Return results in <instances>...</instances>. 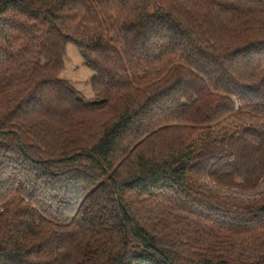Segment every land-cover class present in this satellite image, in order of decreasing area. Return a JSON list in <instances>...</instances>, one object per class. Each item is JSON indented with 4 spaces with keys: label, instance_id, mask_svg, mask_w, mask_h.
Wrapping results in <instances>:
<instances>
[{
    "label": "trees",
    "instance_id": "trees-1",
    "mask_svg": "<svg viewBox=\"0 0 264 264\" xmlns=\"http://www.w3.org/2000/svg\"><path fill=\"white\" fill-rule=\"evenodd\" d=\"M263 187L264 0H0V264H264Z\"/></svg>",
    "mask_w": 264,
    "mask_h": 264
},
{
    "label": "rangeland",
    "instance_id": "rangeland-1",
    "mask_svg": "<svg viewBox=\"0 0 264 264\" xmlns=\"http://www.w3.org/2000/svg\"><path fill=\"white\" fill-rule=\"evenodd\" d=\"M93 76V72L85 65L79 48L72 43L69 44L65 58V69L61 77L62 79L70 81L71 85L86 102H93L94 100V93L91 87V79ZM262 190L261 193H264V187ZM221 193L224 195L227 191L223 190ZM252 195L249 194L246 196L249 197Z\"/></svg>",
    "mask_w": 264,
    "mask_h": 264
}]
</instances>
